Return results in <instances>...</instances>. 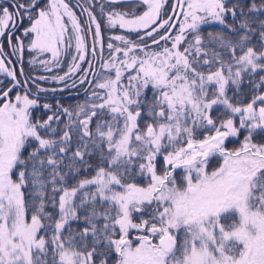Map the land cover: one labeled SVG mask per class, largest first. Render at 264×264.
<instances>
[{
    "label": "snow or ice",
    "instance_id": "1",
    "mask_svg": "<svg viewBox=\"0 0 264 264\" xmlns=\"http://www.w3.org/2000/svg\"><path fill=\"white\" fill-rule=\"evenodd\" d=\"M0 264H264V0H0Z\"/></svg>",
    "mask_w": 264,
    "mask_h": 264
},
{
    "label": "trees",
    "instance_id": "2",
    "mask_svg": "<svg viewBox=\"0 0 264 264\" xmlns=\"http://www.w3.org/2000/svg\"><path fill=\"white\" fill-rule=\"evenodd\" d=\"M30 54L28 52H25V63H24V69L26 73H31L32 69L30 68L29 64L27 63V60L29 59ZM65 69L61 68V69H57L55 71L62 73ZM42 74H47V73H42ZM50 75V74H48ZM55 87H59V85H52ZM55 99H59L62 103H66V104H71V103H75L77 102L81 97H78L76 95L75 90L68 92L65 91L64 93H56L55 94ZM230 146H234V145H230Z\"/></svg>",
    "mask_w": 264,
    "mask_h": 264
},
{
    "label": "rangeland",
    "instance_id": "3",
    "mask_svg": "<svg viewBox=\"0 0 264 264\" xmlns=\"http://www.w3.org/2000/svg\"><path fill=\"white\" fill-rule=\"evenodd\" d=\"M64 69V68H63Z\"/></svg>",
    "mask_w": 264,
    "mask_h": 264
}]
</instances>
